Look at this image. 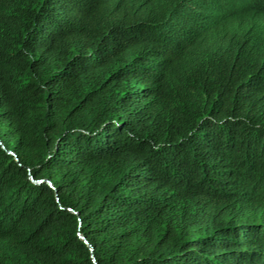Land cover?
<instances>
[{
  "label": "trees",
  "instance_id": "16d2710c",
  "mask_svg": "<svg viewBox=\"0 0 264 264\" xmlns=\"http://www.w3.org/2000/svg\"><path fill=\"white\" fill-rule=\"evenodd\" d=\"M0 264H264V0H0Z\"/></svg>",
  "mask_w": 264,
  "mask_h": 264
},
{
  "label": "water",
  "instance_id": "95a60500",
  "mask_svg": "<svg viewBox=\"0 0 264 264\" xmlns=\"http://www.w3.org/2000/svg\"><path fill=\"white\" fill-rule=\"evenodd\" d=\"M80 239L83 240L81 237H80ZM83 242H85V241H83Z\"/></svg>",
  "mask_w": 264,
  "mask_h": 264
}]
</instances>
